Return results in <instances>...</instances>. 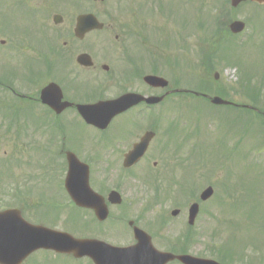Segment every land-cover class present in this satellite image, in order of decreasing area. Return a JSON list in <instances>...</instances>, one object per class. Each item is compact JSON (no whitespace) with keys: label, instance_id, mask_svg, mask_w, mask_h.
Wrapping results in <instances>:
<instances>
[{"label":"flooded vegetation","instance_id":"flooded-vegetation-1","mask_svg":"<svg viewBox=\"0 0 264 264\" xmlns=\"http://www.w3.org/2000/svg\"><path fill=\"white\" fill-rule=\"evenodd\" d=\"M206 12L211 18L203 23ZM263 16L264 5L250 0L237 7H232V0H0V59L5 58L0 61V113L1 118H15L4 134L14 132L24 154L46 153L47 160L26 175L32 183L45 185L56 179L57 191L61 192L62 182L65 189L71 153L88 166L93 193L81 195L83 200L86 195L93 198L81 208L62 194L50 198L33 194L31 200H41L31 202L32 213L27 204L20 205L22 215L33 223L37 220L28 213L58 218L71 212L81 216L78 230L84 237L123 246L134 243L135 228L150 235L162 250L197 246V230L210 224L211 213L203 211L204 203L202 216L191 227L188 210L209 186L199 190V179L187 175L175 180L179 167L186 170L184 174L199 169L192 162L197 131L186 135L179 132L180 124H188L183 118H247L244 85H231L222 72L231 67L226 60L229 53L241 52V66L245 45L264 43ZM95 21L101 27L80 29L83 24L94 26ZM237 21L245 24L238 35L230 27ZM200 42L207 48L200 50ZM186 55L190 60L184 69ZM150 76L168 85L152 87L147 82ZM153 97L160 101L146 102ZM215 97L232 105H214ZM192 100L204 101L209 110ZM103 103H116V115L105 127L88 125L82 107ZM29 121L32 125L26 127ZM83 127L94 135L83 141L78 155L69 144ZM146 135L153 136L144 157L127 168L126 157ZM188 141L193 144L186 157ZM90 142L93 149L87 152ZM55 157L62 161L58 177L47 172ZM145 168L149 170L143 179L136 177L134 172ZM155 176L169 180H153ZM137 179L143 183L131 187ZM171 181L183 192L181 201L169 213L156 211L163 204L162 187H171ZM32 188L37 191L34 184ZM114 193L123 205L114 203ZM174 210L179 211L177 217L172 216ZM104 214L107 218L100 221Z\"/></svg>","mask_w":264,"mask_h":264},{"label":"rangeland","instance_id":"rangeland-1","mask_svg":"<svg viewBox=\"0 0 264 264\" xmlns=\"http://www.w3.org/2000/svg\"><path fill=\"white\" fill-rule=\"evenodd\" d=\"M206 14L207 12L205 13L206 20L211 18V14L209 16ZM231 45L233 46L232 43ZM250 46L248 47L250 50L245 55L247 67L244 66L243 71L240 72V68L237 67H227L222 72V77L227 82H230L231 85H236L243 81L247 88L249 83H257L258 85L260 82V76L264 73V68L260 62L261 58L264 57V45H257L255 42L251 43ZM235 48L237 49L238 47ZM189 58V55L183 57L184 69H187V66L189 67V64L187 65L186 63L187 59L188 61L190 60ZM4 60L3 56L0 61ZM1 68L0 63V70ZM197 75L203 77L200 71ZM187 76L192 77L193 74H188ZM180 77L182 78V75ZM189 81L183 80V82ZM259 92L262 93L261 103L264 106V88L259 90ZM246 99V101L250 100ZM192 102L199 104L198 106L202 107L203 110L204 108L209 110L208 105L204 101L197 102L192 100ZM225 112H228V110H225ZM233 119L183 118V120L189 122L186 125L184 123L183 126L180 124L179 132H185L186 135L192 130L197 131L198 138L196 141L198 146L192 162L197 163L199 169L195 171L187 170L188 173L184 174L186 170L179 167L177 176L174 175L175 180H177L178 176L180 178L183 175L195 180L198 178L200 187L210 184L214 186L216 192L212 200L213 204L211 202L206 206L207 212L212 214L210 215L211 220L208 216L210 224H207L205 229H203V225L199 227L200 231L204 232V235H200L201 243H198L197 246H192L190 252L194 256L217 259L218 253L214 252L222 250L226 244H229L236 251H247L245 260L240 263L229 264H264V126L261 118H245L246 126L243 123L242 127L241 123H239V118L236 121H233ZM10 121V118H1L0 113V205L3 204V206L7 207L22 205L21 203L24 200L15 198V193L18 191L16 185L21 186L23 191H25L26 188H31L34 184L36 186L35 189H37L35 195L40 197L50 198L57 195L60 192L57 191L58 183L55 182L56 179L53 180L55 183L50 181L44 185L38 181L32 183L31 178L26 176L31 174L33 169L36 170V167L42 165L44 160H47V156L45 155L46 153H43L42 157L41 155H35L33 151H27L26 154H24L25 152H20V138L14 132L10 136L4 134L9 130ZM180 122L183 123L184 121ZM2 124H4L3 128H1ZM25 125L30 127L32 121L27 122ZM117 131L119 129H116L113 134ZM75 134H77L76 139L69 146L80 155L84 147L83 141L94 135V132L83 127L81 131H75ZM243 135L245 136L244 138H242ZM192 144L193 142L188 141L185 150V153H187L186 157L190 153ZM92 149L93 144L90 142L87 152ZM182 156H185V154ZM56 157L54 162H52L53 165L48 166L47 171L52 173L54 177L59 176V169L62 164L61 159L59 157L56 159ZM4 162H6L5 166L3 165ZM148 170L149 168H145L142 171L136 170L134 173L136 177L142 178ZM168 177L160 178L155 176L153 180L156 178L169 180ZM139 180L141 179L132 182L131 187H137L138 184L136 183H143L139 182ZM165 182L170 185L169 182ZM171 183L173 185L165 187L166 190L162 187L163 204L158 205L156 211L169 213L173 209L174 203L181 201L180 192L177 190L178 186L175 185L177 182L171 181ZM23 191L18 193L22 197L26 194ZM26 195L29 197L26 200V206L28 207V212L32 213L31 202L40 201L41 199L31 200L34 195ZM228 196L231 197L229 198ZM39 204L42 205L41 202ZM133 210H135L134 207ZM29 213V217L34 220L42 218L37 215L32 216ZM69 217V213L65 212L64 216L50 218V224L69 230L77 229L81 216L79 217L80 221L66 226ZM46 218L48 219V217ZM200 231L199 229L197 230V232ZM176 234L179 235L178 233ZM169 237L168 235L167 238ZM43 259L44 256L39 255L36 258H30L27 263L81 264L66 256H53Z\"/></svg>","mask_w":264,"mask_h":264},{"label":"water","instance_id":"water-1","mask_svg":"<svg viewBox=\"0 0 264 264\" xmlns=\"http://www.w3.org/2000/svg\"><path fill=\"white\" fill-rule=\"evenodd\" d=\"M264 1V0H263ZM148 82L152 85L157 86L161 80L157 78H149ZM165 84V83H164ZM151 102H154L151 100ZM215 104H227L221 99H215ZM109 106V105H106ZM109 109H107L108 111ZM85 115V111H84ZM92 111L86 110V117L91 116ZM113 111L110 109L108 114L106 115V119L103 120L99 118H86V121L92 124L101 125V123H108L110 119L113 117ZM106 120V122H105ZM134 156L139 157L140 153L137 152ZM129 159H132L129 158ZM133 162V161H132ZM132 162H129L130 165ZM212 196V190L207 191L203 199L206 200ZM198 207L195 206L191 212V224L196 217ZM14 213L17 214L16 211H7L0 214V235L7 233L10 237L9 242L6 243L2 241L0 238V264H21L23 260L28 257L31 253L39 250V249H54L59 253L72 254L76 258H81L83 256H89L95 260L96 264H106L110 259H113L114 264H167L170 261L175 259H179L184 264H218L213 261H205L200 259H195L192 257H180L176 258L169 254H163L157 252L152 248L151 244L141 243L139 246L131 249H113L107 246H93L90 244H86V242L62 238L63 242H59L60 246L53 245L50 239H45L43 237H50L51 233L42 234V237L39 236V239L34 240L31 244L29 236L25 234L17 225L12 224V222L6 221L5 219L11 217ZM174 213V215H176ZM11 228L16 232V234L8 229ZM18 235V236H17Z\"/></svg>","mask_w":264,"mask_h":264}]
</instances>
